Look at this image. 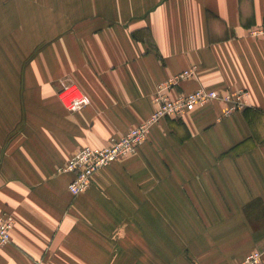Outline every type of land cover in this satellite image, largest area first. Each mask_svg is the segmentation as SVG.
Returning <instances> with one entry per match:
<instances>
[{"label": "crops", "instance_id": "1", "mask_svg": "<svg viewBox=\"0 0 264 264\" xmlns=\"http://www.w3.org/2000/svg\"><path fill=\"white\" fill-rule=\"evenodd\" d=\"M264 0H0V264H264ZM170 90L249 91L155 123L73 195L59 170L147 120ZM67 82L89 103L68 109Z\"/></svg>", "mask_w": 264, "mask_h": 264}, {"label": "built area", "instance_id": "2", "mask_svg": "<svg viewBox=\"0 0 264 264\" xmlns=\"http://www.w3.org/2000/svg\"><path fill=\"white\" fill-rule=\"evenodd\" d=\"M249 32L253 36L264 37V24L252 27ZM195 73L196 66H193L158 83L153 96L156 108L151 116L141 124L117 137H112L104 146H85L76 151L67 164L59 169L75 172L76 176L69 184L70 192L73 195L84 192L93 183V177L99 169L120 158L136 153L146 142L151 127L165 117H182L187 111L215 100H221L228 104L227 113L244 109L247 106L249 91L242 88L220 92L200 85L195 90L177 97L170 95L169 90L174 85ZM59 96L71 111H77L89 103L87 95L73 82L64 84L59 91ZM15 221L13 214H0V247L8 245L12 241ZM262 259L263 252L253 250L236 264H261ZM34 264H40V262Z\"/></svg>", "mask_w": 264, "mask_h": 264}, {"label": "rangeland", "instance_id": "3", "mask_svg": "<svg viewBox=\"0 0 264 264\" xmlns=\"http://www.w3.org/2000/svg\"><path fill=\"white\" fill-rule=\"evenodd\" d=\"M262 262H263V259H262ZM262 264V263H261Z\"/></svg>", "mask_w": 264, "mask_h": 264}]
</instances>
